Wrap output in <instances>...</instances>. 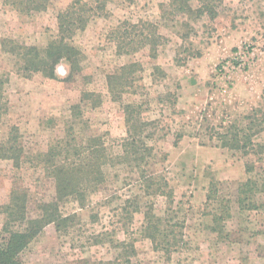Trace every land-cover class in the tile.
I'll list each match as a JSON object with an SVG mask.
<instances>
[{
	"label": "rangeland",
	"instance_id": "rangeland-1",
	"mask_svg": "<svg viewBox=\"0 0 264 264\" xmlns=\"http://www.w3.org/2000/svg\"><path fill=\"white\" fill-rule=\"evenodd\" d=\"M73 1L49 0L44 10L25 14L0 0V77L8 101L0 136L16 126L29 156L46 151L68 131L83 139L101 136L113 159L104 167L105 183L86 193L83 207L73 198L61 204L63 215L73 214L70 225L44 226L18 259L23 264H264V122L249 130L246 119L253 109L264 110V0H205L212 13H199V0H187L186 9L173 0H99L102 9L72 38L80 69L70 76L69 64L61 60L53 78L39 72L24 76L1 40L45 46L57 32V13ZM127 23L135 25L133 40L153 31L161 36L155 58L148 45L123 51L126 41L115 31L129 30ZM247 44L262 51L256 61L232 72L230 80L220 76V64ZM130 62L138 64L133 86L114 101L107 75ZM84 91L100 94L99 103L92 107L81 100ZM132 101L152 121L153 152L145 166L165 177L174 202L145 195L135 167L117 163L126 134L121 103ZM73 103L82 111L76 121L70 117ZM249 133L258 145L248 155L222 145L223 134L243 141ZM248 176L256 185L240 193ZM14 187L27 191L33 216L37 205L55 194L41 164L16 168L0 159V239L5 235L1 207ZM150 204L155 214L171 216L169 222H184L176 228L182 235L177 249L154 248L143 234V212Z\"/></svg>",
	"mask_w": 264,
	"mask_h": 264
},
{
	"label": "trees",
	"instance_id": "trees-1",
	"mask_svg": "<svg viewBox=\"0 0 264 264\" xmlns=\"http://www.w3.org/2000/svg\"><path fill=\"white\" fill-rule=\"evenodd\" d=\"M15 10L31 14L39 12L47 7L49 0H3ZM180 9L188 8L185 4L187 0H173ZM96 5L91 6L88 2L75 0L66 8L60 10L56 15L57 32L48 43L43 46L13 44L11 40L2 39V47L8 52L15 54L19 62L18 70L24 76L30 77L33 73L39 72L45 77L55 76V66L65 60L69 64V74L72 75L79 68L81 60L80 51L73 44V36L77 30L85 28L90 17L95 15L102 4L95 0ZM200 6L197 8L199 13L212 9H207L205 0H199ZM182 7V8H181ZM129 26L116 29L115 34L119 33L121 40L128 48L123 50L132 53L139 46L148 45L150 57L155 58L157 52L158 38L161 37L156 31L145 34L139 40H133L132 29L134 24L127 23ZM136 41V42H135ZM7 42L10 43L9 48ZM120 43H122L120 41ZM124 49L123 45L119 47ZM138 64L134 62L126 63L117 70L107 75L106 84L110 97L114 101H121L122 94L129 91L135 80L134 71ZM154 70L159 69L154 66ZM6 80L0 77V124L2 117L8 111V101L4 96L3 84ZM90 100L93 107L100 101V94L84 91L81 100ZM124 123L126 127L125 136L120 139V153L115 156L117 163L135 167L137 182L141 191L147 195H163L168 202H174L172 191L168 181L162 174L153 173L145 166L148 164L149 157L153 152V147L148 143L149 125L152 121L144 119L142 116V106L136 101L121 103ZM80 105L73 103L70 105V117L76 121L82 117ZM248 120L247 128L258 127L264 122V110L253 109L246 116ZM260 130L259 128L257 129ZM222 135V145L230 148H237L242 154L248 155L257 146L251 139V134L243 135L240 141L237 134L229 136ZM105 142L101 136H88L79 138L77 135L68 131L65 137L54 141L46 151L35 152L29 156L21 140V134L14 125L10 126L4 136H0V159L10 160L16 168L25 162L34 161L41 164L46 173L54 181V198L49 201L40 202L36 215L28 212V194L24 189L17 187L11 188L6 202L1 207L4 214L2 231L5 233L0 239V264H23L18 259V254L24 250L34 237L48 224H54L57 230L68 227L73 218V214L63 215L60 206L70 198L76 199L80 207L84 206L86 193L95 191L105 183V168L112 162L113 157L107 154ZM255 153V152H254ZM252 162L248 160L244 163L246 173L252 170ZM256 182L251 178H245L239 185L240 193L247 194L255 187ZM135 209H140L137 202L133 201ZM147 206L143 212L144 224L142 232L149 238L154 248H164L166 251L177 249L182 242V235L176 231L177 227L183 225V221L169 222L167 215H157L153 212L152 204ZM251 208L256 209V204L252 202ZM164 222V225L162 223ZM180 223V224H179ZM120 244L122 242H119Z\"/></svg>",
	"mask_w": 264,
	"mask_h": 264
},
{
	"label": "built area",
	"instance_id": "built-area-1",
	"mask_svg": "<svg viewBox=\"0 0 264 264\" xmlns=\"http://www.w3.org/2000/svg\"><path fill=\"white\" fill-rule=\"evenodd\" d=\"M261 52L262 51L254 47L253 44L240 47L229 60L220 64L218 73L226 80H230L232 79L233 73L249 68L256 61Z\"/></svg>",
	"mask_w": 264,
	"mask_h": 264
}]
</instances>
